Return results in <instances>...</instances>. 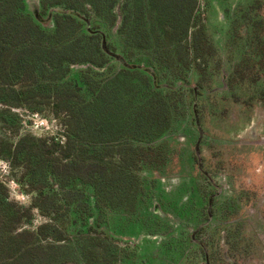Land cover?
<instances>
[{"label":"trees","instance_id":"16d2710c","mask_svg":"<svg viewBox=\"0 0 264 264\" xmlns=\"http://www.w3.org/2000/svg\"><path fill=\"white\" fill-rule=\"evenodd\" d=\"M199 1L0 0V125L25 108L63 127L0 143L32 198L0 181V264H150L115 242L146 201L142 173L163 165L178 84L216 56ZM34 209L49 223L19 232Z\"/></svg>","mask_w":264,"mask_h":264},{"label":"rangeland","instance_id":"374dc122","mask_svg":"<svg viewBox=\"0 0 264 264\" xmlns=\"http://www.w3.org/2000/svg\"><path fill=\"white\" fill-rule=\"evenodd\" d=\"M206 6L217 54L178 84L180 116L159 143L163 165L142 173L146 201L136 224L121 226L129 243L115 245L137 250L150 264H264V65L249 45L257 31L264 35V0H210ZM12 113L19 120L0 125V143L62 137L49 110ZM15 171L0 159L10 200L30 207ZM32 216L19 232L49 223L36 209Z\"/></svg>","mask_w":264,"mask_h":264},{"label":"flooded vegetation","instance_id":"af4514ba","mask_svg":"<svg viewBox=\"0 0 264 264\" xmlns=\"http://www.w3.org/2000/svg\"><path fill=\"white\" fill-rule=\"evenodd\" d=\"M208 1H210V0H200L199 1V7H198V10L201 12V14H202V17H203V19H204V22H206V17H205V15H204V10H206V5L208 4ZM257 3H255L253 6H255ZM252 7V6H251ZM250 9H252V8H250ZM260 8L259 7H256V10H259ZM264 22H261V24H263ZM205 25H206V23H205ZM263 26H264V24H263ZM206 27H207V25H206ZM209 32V30H208V28H207V33ZM258 32V31H257ZM257 32H256V34H255V38H256V43H254V39H250L249 38V45H250V48H255V50H257L256 51V54L255 55H257L258 56V58H259V60H260V64H258V65H264V60H263V58H261L259 55H264V50L263 49H261L260 48V42H262V41H264V35L263 34H261V33H258L257 34ZM208 36H209V34H208ZM210 37V36H209ZM211 39V38H210ZM212 41V40H211ZM260 41V42H259ZM259 42V43H258ZM213 43V42H212ZM258 43V44H257ZM214 45V44H213ZM248 45V44H247ZM257 45V46H256ZM215 47V46H214ZM258 47V48H257ZM216 49V48H215ZM216 54H217V50H216V52H215ZM122 63L124 62V60L123 59H121V58H118ZM194 71H197L196 69H193ZM193 70H192V72H193ZM199 83V82H198ZM181 85H185L186 84V82L185 83H180ZM200 87H201V85H200ZM199 87V88H200ZM198 88V89H199ZM199 124H198V119H197V126H198ZM200 131V130H199ZM202 142V133L200 134V139L198 140V145L197 146H199L200 145V143ZM129 243V242H128ZM206 259H207V257H206ZM206 264H210L209 263V261H208V259H207V262H206Z\"/></svg>","mask_w":264,"mask_h":264}]
</instances>
